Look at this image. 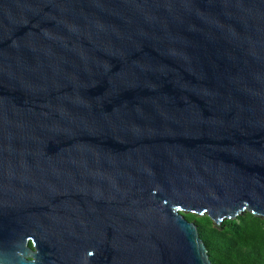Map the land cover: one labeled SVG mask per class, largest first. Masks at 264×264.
Returning <instances> with one entry per match:
<instances>
[{
    "label": "water",
    "instance_id": "obj_1",
    "mask_svg": "<svg viewBox=\"0 0 264 264\" xmlns=\"http://www.w3.org/2000/svg\"><path fill=\"white\" fill-rule=\"evenodd\" d=\"M264 218V0H0V264H211Z\"/></svg>",
    "mask_w": 264,
    "mask_h": 264
},
{
    "label": "trees",
    "instance_id": "obj_2",
    "mask_svg": "<svg viewBox=\"0 0 264 264\" xmlns=\"http://www.w3.org/2000/svg\"><path fill=\"white\" fill-rule=\"evenodd\" d=\"M182 214L196 224L211 264H264V218L245 211L215 224L207 214Z\"/></svg>",
    "mask_w": 264,
    "mask_h": 264
}]
</instances>
